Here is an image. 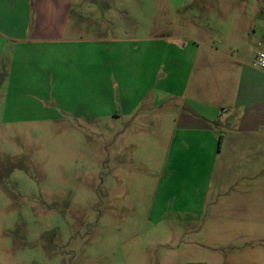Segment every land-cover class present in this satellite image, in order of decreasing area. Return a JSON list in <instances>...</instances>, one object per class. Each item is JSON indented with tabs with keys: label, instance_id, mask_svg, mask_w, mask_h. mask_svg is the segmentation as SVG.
Instances as JSON below:
<instances>
[{
	"label": "crops",
	"instance_id": "crops-1",
	"mask_svg": "<svg viewBox=\"0 0 264 264\" xmlns=\"http://www.w3.org/2000/svg\"><path fill=\"white\" fill-rule=\"evenodd\" d=\"M74 5L0 0V101L64 112L113 137L120 161L133 152L150 167L139 154L153 161L165 145L158 192L173 209L200 212L220 198L237 213L262 208L264 71L253 59L264 52V15L230 16L176 44L119 36L111 20L106 32L73 17Z\"/></svg>",
	"mask_w": 264,
	"mask_h": 264
},
{
	"label": "rangeland",
	"instance_id": "rangeland-1",
	"mask_svg": "<svg viewBox=\"0 0 264 264\" xmlns=\"http://www.w3.org/2000/svg\"><path fill=\"white\" fill-rule=\"evenodd\" d=\"M260 5L75 0L72 16L106 32L114 21L119 36L170 35L177 44L230 16L261 18ZM44 106L0 101V264H264V201L246 214L222 198L200 212L173 209L158 192L165 145L153 161L139 154L150 167L133 152L120 161L113 137L89 134Z\"/></svg>",
	"mask_w": 264,
	"mask_h": 264
},
{
	"label": "built area",
	"instance_id": "built-area-1",
	"mask_svg": "<svg viewBox=\"0 0 264 264\" xmlns=\"http://www.w3.org/2000/svg\"><path fill=\"white\" fill-rule=\"evenodd\" d=\"M253 66L264 71V52H259L253 59Z\"/></svg>",
	"mask_w": 264,
	"mask_h": 264
}]
</instances>
